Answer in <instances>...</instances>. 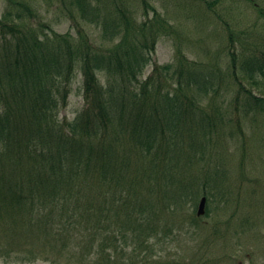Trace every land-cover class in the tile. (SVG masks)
<instances>
[{
  "label": "trees",
  "instance_id": "trees-1",
  "mask_svg": "<svg viewBox=\"0 0 264 264\" xmlns=\"http://www.w3.org/2000/svg\"><path fill=\"white\" fill-rule=\"evenodd\" d=\"M60 1L75 33L34 25L38 14L25 1L10 0L0 16V224L10 234V250L24 251L22 256L154 264L138 250L149 251L150 241L160 236L159 206L168 211L196 205L203 195L209 205L215 191L224 195L227 166H206L213 149L205 136L221 133L228 113L208 100L211 92L232 93L236 110L243 100L246 113L264 114V96L243 81L264 78V53L240 59L231 41L230 82L181 51L143 79L158 37L173 30L150 0ZM137 2L143 6L141 22L133 16ZM259 13L264 16V9ZM84 21L102 25L104 38L117 37V44L96 45ZM79 71L85 106L73 120H62L59 108L68 104ZM236 131H243L241 122ZM152 153L166 164L158 168V186L148 197L132 190L142 181L132 184L129 169L139 154ZM183 154L197 160L185 162ZM198 163L203 171L195 168ZM152 164L159 166L157 160ZM166 227L169 233L174 229ZM31 235L44 237L42 250L18 247L17 237Z\"/></svg>",
  "mask_w": 264,
  "mask_h": 264
},
{
  "label": "rangeland",
  "instance_id": "rangeland-1",
  "mask_svg": "<svg viewBox=\"0 0 264 264\" xmlns=\"http://www.w3.org/2000/svg\"><path fill=\"white\" fill-rule=\"evenodd\" d=\"M13 1H25L35 8L38 16L33 19L34 25L41 23L53 27L58 32L75 33L68 10H65L60 0ZM128 1L130 2L123 0V3L127 5ZM150 1L173 25V30L158 37L155 50L151 54L152 59L141 77L143 79L150 75L155 67L174 61L178 51H181L191 60L202 63L205 68H213L217 78L219 74L221 77L227 76L230 82L226 67L229 61V46L233 42L240 59L264 53V16L259 13V9H264V0ZM9 4L10 0H0V16L8 9ZM136 8L138 12L133 16L141 22L145 18L143 6L138 3ZM100 11L103 14V11ZM84 25L96 45L110 42L113 47L117 44V37L113 42L104 38L102 25L86 21ZM230 32L234 37L232 40ZM106 36L111 37L109 33ZM243 81L256 95L264 96V78H258V83ZM83 84V75L79 71L70 85L68 104L59 108L58 115L62 120H73L85 106ZM234 92L236 95L237 91ZM210 96L212 97L208 100L209 106H220L223 112L228 114L225 115L226 125L221 133L214 132L205 136L209 149H213V159L207 160L206 166L225 162L227 169L223 170L225 175L221 181L224 182L226 191H223L224 195L215 191L216 196L214 195L209 205L207 200L205 215L198 217L196 225L190 223V218L197 215L198 204L195 205L193 201L179 210L174 207L173 213L163 212L159 206L157 214L160 217V236L150 241L152 248L149 251L145 247L142 249L143 246L138 250L149 254L150 263L264 264V114L254 116L252 113H246L243 100L236 110L231 104L234 96L232 93L211 92ZM240 122L243 131H236V125ZM232 136L234 139H231ZM195 155L200 157L198 152ZM183 157L185 162L197 160L186 154H183ZM156 160L158 167L152 164ZM165 164L166 160L161 159L157 153L139 154L129 172L133 176H130L132 184L141 180L142 185L139 183L136 189L132 190H140L148 197H153L158 186L156 176L161 175ZM202 167L203 163L195 165L200 171L204 170ZM200 198L201 196L198 203ZM168 225L174 226L171 233L166 232ZM43 241L44 237L39 239L32 235L29 238H16L18 247L29 244L40 250L44 247ZM10 245V234L1 223L0 253L4 255L7 251L12 256H0V264H73L67 262L66 258L58 263L43 258L37 259L35 252L22 256L24 251L10 250Z\"/></svg>",
  "mask_w": 264,
  "mask_h": 264
},
{
  "label": "water",
  "instance_id": "water-1",
  "mask_svg": "<svg viewBox=\"0 0 264 264\" xmlns=\"http://www.w3.org/2000/svg\"><path fill=\"white\" fill-rule=\"evenodd\" d=\"M205 202H206V198L203 197L200 203V207H199V214L205 211Z\"/></svg>",
  "mask_w": 264,
  "mask_h": 264
}]
</instances>
